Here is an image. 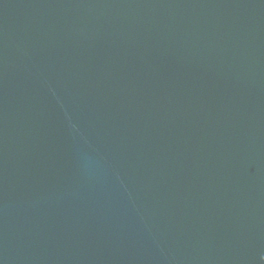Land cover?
<instances>
[{"label": "water", "instance_id": "95a60500", "mask_svg": "<svg viewBox=\"0 0 264 264\" xmlns=\"http://www.w3.org/2000/svg\"><path fill=\"white\" fill-rule=\"evenodd\" d=\"M0 264H264V0H0Z\"/></svg>", "mask_w": 264, "mask_h": 264}]
</instances>
